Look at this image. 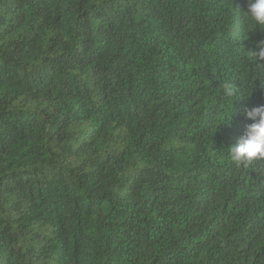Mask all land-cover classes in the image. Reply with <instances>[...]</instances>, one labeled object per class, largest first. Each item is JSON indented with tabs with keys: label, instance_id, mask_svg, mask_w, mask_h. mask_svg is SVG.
Wrapping results in <instances>:
<instances>
[{
	"label": "trees",
	"instance_id": "trees-1",
	"mask_svg": "<svg viewBox=\"0 0 264 264\" xmlns=\"http://www.w3.org/2000/svg\"><path fill=\"white\" fill-rule=\"evenodd\" d=\"M247 4L0 0V264H264Z\"/></svg>",
	"mask_w": 264,
	"mask_h": 264
},
{
	"label": "clouds",
	"instance_id": "clouds-1",
	"mask_svg": "<svg viewBox=\"0 0 264 264\" xmlns=\"http://www.w3.org/2000/svg\"><path fill=\"white\" fill-rule=\"evenodd\" d=\"M242 14L245 19L253 22L255 27L259 25L264 29V0H248L247 8ZM251 56L257 62L264 61V47H260L258 51L251 50ZM219 87L225 97L231 98L233 109L222 117L220 123L231 125L232 118L236 113H242L250 121L245 125L242 134L238 136L235 143L228 146L227 153L237 164H248L255 159L264 158V104L236 109L233 107V101L242 97H250L253 89L250 94H241L238 87L231 82H223Z\"/></svg>",
	"mask_w": 264,
	"mask_h": 264
}]
</instances>
